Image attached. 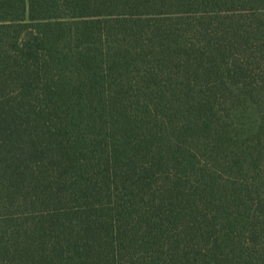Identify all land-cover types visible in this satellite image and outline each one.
Masks as SVG:
<instances>
[{"label": "trees", "instance_id": "obj_1", "mask_svg": "<svg viewBox=\"0 0 264 264\" xmlns=\"http://www.w3.org/2000/svg\"><path fill=\"white\" fill-rule=\"evenodd\" d=\"M0 264H264V0H0Z\"/></svg>", "mask_w": 264, "mask_h": 264}]
</instances>
